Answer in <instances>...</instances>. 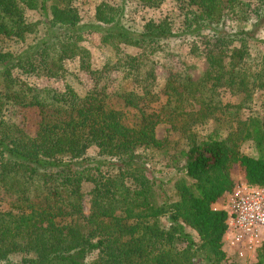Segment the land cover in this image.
I'll use <instances>...</instances> for the list:
<instances>
[{"label": "trees", "instance_id": "trees-1", "mask_svg": "<svg viewBox=\"0 0 264 264\" xmlns=\"http://www.w3.org/2000/svg\"><path fill=\"white\" fill-rule=\"evenodd\" d=\"M76 1L0 0V264L225 262L226 213L214 206L237 183L264 188V118H241L264 94V42L253 57L247 47L264 29V0H172L175 32L165 18L131 25L125 0L98 3L81 26ZM134 1L155 10L166 0ZM26 11L41 19L28 22ZM84 32L106 51L97 66ZM181 48L206 66L195 80ZM158 69L163 103L152 92ZM8 106L34 111L33 136L4 118ZM163 124L174 139H156ZM246 141L256 157L239 152ZM151 164L174 172L159 198ZM254 264H264V240Z\"/></svg>", "mask_w": 264, "mask_h": 264}, {"label": "rangeland", "instance_id": "rangeland-1", "mask_svg": "<svg viewBox=\"0 0 264 264\" xmlns=\"http://www.w3.org/2000/svg\"><path fill=\"white\" fill-rule=\"evenodd\" d=\"M105 2L109 5H122L120 0H77L74 3V7L77 10L80 24L81 26H87L90 25L91 22H93V13H94V7L100 3ZM123 10H124V19L130 23L131 25H138L141 24L143 20L147 19H156V18H165L171 27V30L175 32L176 28L178 27V15L173 7L172 0H166L159 8L155 10H149L140 8L134 0H125L123 3ZM25 18L28 22H35L37 20L41 19V16L39 12L37 11H26L25 12ZM83 37H85L83 45L87 48V50L90 53L91 61L94 66H97L100 64L102 60L103 54L105 55L104 50H101L97 47L98 44V36L96 34H86L84 32ZM261 41L264 42V29L260 30L258 32V35L256 39L250 41L248 43V51L250 56H256L260 54L263 50V44ZM181 54V60L184 63L192 64L194 69L191 71V76L195 80L199 77L201 72L205 69V64L201 59H191L187 56L186 50L184 48L180 49ZM63 67L67 71H73L76 67V63L74 60H66L63 62ZM181 68V62L180 60H177L175 62V68L174 71H177ZM167 76V72L161 69H158L156 72V79L155 83L152 89V92L155 96L158 98V103L164 102V81ZM78 78L82 82L85 88L90 87V81L88 77L84 73H79ZM26 82L33 87H51L54 89H61V84L58 81L48 79V78H40V77H33V76H27L25 77ZM117 80V74L113 75L111 78V82L109 83L107 92L111 94L114 90L115 83ZM226 92L221 91L222 98H226ZM120 108V107H116ZM4 118L10 122H14L21 126L25 133L29 136H33L35 132V122H36V116L33 110H25V109H19L14 106H8L4 113ZM242 119L245 118H253L260 120L261 118H264V94L262 93H256L253 96L252 103L250 105V108L248 111L243 112ZM155 137L158 140L163 139H174L176 137L175 133H173L168 125H158L155 129ZM179 138V136H178ZM239 152L250 156V157H256V152L254 149V146L252 142L246 141L239 145ZM87 155L90 157L93 155L92 151H88ZM152 170H154V173L152 176L155 178V194L157 197H160V192L167 193L170 191V184L168 180L173 177L174 172L171 170H162L158 167V165L154 166L151 164ZM241 176V171L238 168H234L233 178L234 181L238 182L239 177ZM89 189V186H84V192H87ZM87 196H84L82 201V210L83 213H87ZM223 206V203H219L216 207L220 208ZM5 209V201H2L0 199V210ZM185 232L188 233L189 238L192 241H196L197 237L195 233L189 229H185ZM261 236L264 237V229H262ZM255 262V261H254ZM253 262V264H254ZM221 264H241L237 263L234 260L228 259L225 260V262ZM252 264V263H251Z\"/></svg>", "mask_w": 264, "mask_h": 264}, {"label": "built area", "instance_id": "built-area-1", "mask_svg": "<svg viewBox=\"0 0 264 264\" xmlns=\"http://www.w3.org/2000/svg\"><path fill=\"white\" fill-rule=\"evenodd\" d=\"M217 210L226 213L221 247L226 258L241 264H253L264 237V188L235 184Z\"/></svg>", "mask_w": 264, "mask_h": 264}, {"label": "crops", "instance_id": "crops-1", "mask_svg": "<svg viewBox=\"0 0 264 264\" xmlns=\"http://www.w3.org/2000/svg\"><path fill=\"white\" fill-rule=\"evenodd\" d=\"M214 209H218L216 206H214Z\"/></svg>", "mask_w": 264, "mask_h": 264}]
</instances>
